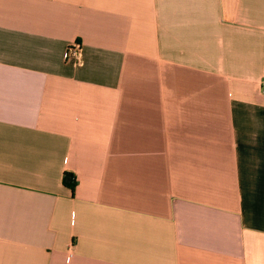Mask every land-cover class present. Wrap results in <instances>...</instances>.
Returning a JSON list of instances; mask_svg holds the SVG:
<instances>
[{"label": "crops", "instance_id": "1", "mask_svg": "<svg viewBox=\"0 0 264 264\" xmlns=\"http://www.w3.org/2000/svg\"><path fill=\"white\" fill-rule=\"evenodd\" d=\"M262 80L264 0H0V264H264Z\"/></svg>", "mask_w": 264, "mask_h": 264}, {"label": "built area", "instance_id": "2", "mask_svg": "<svg viewBox=\"0 0 264 264\" xmlns=\"http://www.w3.org/2000/svg\"><path fill=\"white\" fill-rule=\"evenodd\" d=\"M80 51H81L80 45L77 42H75L69 48L68 56L79 59ZM260 89H261L262 94H264V80H262V82H261Z\"/></svg>", "mask_w": 264, "mask_h": 264}, {"label": "trees", "instance_id": "3", "mask_svg": "<svg viewBox=\"0 0 264 264\" xmlns=\"http://www.w3.org/2000/svg\"><path fill=\"white\" fill-rule=\"evenodd\" d=\"M63 183L66 186H68L72 190V192L74 193L76 185H77V181H76V178H75V176L73 174L66 173L64 175V178H63Z\"/></svg>", "mask_w": 264, "mask_h": 264}]
</instances>
